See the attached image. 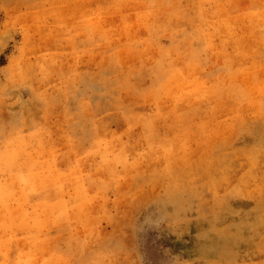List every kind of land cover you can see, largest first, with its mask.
<instances>
[{"label":"rangeland","instance_id":"rangeland-1","mask_svg":"<svg viewBox=\"0 0 264 264\" xmlns=\"http://www.w3.org/2000/svg\"><path fill=\"white\" fill-rule=\"evenodd\" d=\"M0 264H264V0H0Z\"/></svg>","mask_w":264,"mask_h":264}]
</instances>
